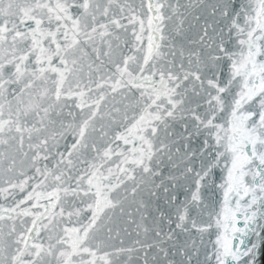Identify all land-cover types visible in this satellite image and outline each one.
I'll return each mask as SVG.
<instances>
[{"label": "snow or ice", "instance_id": "1", "mask_svg": "<svg viewBox=\"0 0 264 264\" xmlns=\"http://www.w3.org/2000/svg\"><path fill=\"white\" fill-rule=\"evenodd\" d=\"M0 264H264V0H0Z\"/></svg>", "mask_w": 264, "mask_h": 264}]
</instances>
